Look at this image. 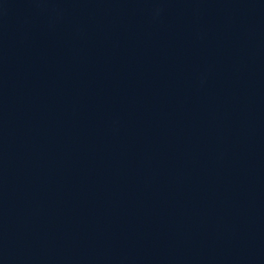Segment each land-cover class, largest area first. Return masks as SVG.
I'll return each mask as SVG.
<instances>
[{
	"label": "water",
	"instance_id": "1",
	"mask_svg": "<svg viewBox=\"0 0 264 264\" xmlns=\"http://www.w3.org/2000/svg\"><path fill=\"white\" fill-rule=\"evenodd\" d=\"M0 264H264V0H0Z\"/></svg>",
	"mask_w": 264,
	"mask_h": 264
}]
</instances>
